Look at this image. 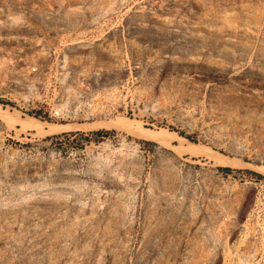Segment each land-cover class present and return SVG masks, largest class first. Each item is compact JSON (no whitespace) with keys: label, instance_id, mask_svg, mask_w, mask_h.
Returning <instances> with one entry per match:
<instances>
[{"label":"rangeland","instance_id":"1","mask_svg":"<svg viewBox=\"0 0 264 264\" xmlns=\"http://www.w3.org/2000/svg\"><path fill=\"white\" fill-rule=\"evenodd\" d=\"M0 106V264H264V0H0Z\"/></svg>","mask_w":264,"mask_h":264},{"label":"bare ground","instance_id":"2","mask_svg":"<svg viewBox=\"0 0 264 264\" xmlns=\"http://www.w3.org/2000/svg\"><path fill=\"white\" fill-rule=\"evenodd\" d=\"M1 109L2 108L0 106V110ZM17 119H18V117H17ZM115 119H114L113 123L115 125H120L121 126L120 130L123 129L122 128L123 126L127 127V128H130L133 131L129 130V129H125V130H129V131L134 132L141 139H144V140H147V141H150V142H155V143H157V144H159V145H161L163 147H166V148L170 149L171 151H173L176 155H178L180 157L195 158V157H200L201 155H209L208 152L202 150V148H200L199 146H196V145H184L183 143H180L178 145L172 144L174 141L178 140L179 137L177 136V134H175V133H173L171 131L150 129V128H147L146 126L141 125L140 123H139L140 125L136 126V125H133V124H129L130 123L129 121H128L129 122L128 124H125V121H119V120H115ZM24 121H25V119H24ZM20 122H21V120H20ZM22 127L24 129L31 130L33 133H36V135H42V136L50 135V134L57 133V132L61 133V132H64V131L69 129V127L67 128V127H63V126L62 127L61 126L56 127V126H52V125L51 126H47L44 123L42 124V123H39V122L38 123H29V124H27V122L26 123H22ZM75 127L74 128H70V130H75L76 129ZM87 127L89 128L90 126H87ZM91 128H96V127L93 126ZM96 129H98V128H96ZM79 130H80V128H79ZM214 157H212V158H214ZM210 158H211V156H210ZM215 164L220 165L222 167H226V168H232V169H238V168H240L242 166L239 162L234 161V159L233 160L232 159H228L227 157L224 158V159L220 158L218 160H215ZM259 168L261 169L263 167H259Z\"/></svg>","mask_w":264,"mask_h":264},{"label":"trees","instance_id":"3","mask_svg":"<svg viewBox=\"0 0 264 264\" xmlns=\"http://www.w3.org/2000/svg\"><path fill=\"white\" fill-rule=\"evenodd\" d=\"M31 116L39 118V119H46L45 117H42L40 114H37V113L31 114ZM107 133H108L107 131L100 130V131L95 132L93 135L96 137H103V136L107 135ZM225 171L231 172L232 170L230 168H225ZM253 175L259 176L257 174H253Z\"/></svg>","mask_w":264,"mask_h":264}]
</instances>
